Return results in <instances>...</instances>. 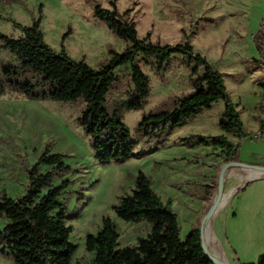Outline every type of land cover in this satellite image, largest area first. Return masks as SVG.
<instances>
[{
    "label": "rangeland",
    "instance_id": "374dc122",
    "mask_svg": "<svg viewBox=\"0 0 264 264\" xmlns=\"http://www.w3.org/2000/svg\"><path fill=\"white\" fill-rule=\"evenodd\" d=\"M112 1L135 22L139 37L149 32L151 40L161 44L189 40L195 51L224 73L227 92L246 132L242 138H229L239 144V161L263 164L264 56L257 47L256 34L264 28V0H0V33L19 37L22 31L14 21L31 25L39 19L51 48L64 49L73 59L98 68L110 58L111 50L121 52L128 44L94 15L97 4L111 9ZM8 61L17 63V58L0 40V64ZM139 63L150 78V93L142 107L121 106L133 88L128 65L115 70L117 80L107 94L106 105L111 109L120 106L123 121L139 140L135 151H143L123 162L97 159L90 136L78 120L85 107L82 99H36L12 88L0 95V195L14 199L24 195L29 172L40 156L44 152L61 154L63 166L44 162L39 172H54L52 187L68 182L61 199L70 213L77 214L67 222L73 228L70 241L76 246L72 264L92 260L93 254L85 249L86 237L97 234L106 217L119 233L120 247L135 246L150 232L147 221L127 222L114 209L121 197L131 194L140 172L177 214L181 238L194 227L201 228L217 193L219 171L226 162L223 151L212 145H189L183 138L222 133L223 100L171 132L139 137L136 126L144 114L170 107L175 97L192 90L191 73L182 55L172 57L164 71H157L153 62L139 59ZM258 131L262 134L256 138ZM239 171L238 165L228 167L224 203L209 218L216 237L206 238V243L211 254L229 264H255L264 255V203L255 214L245 204L252 196L264 201V179L252 180L234 191L238 178L232 173ZM6 223L0 218V230ZM0 264H13L2 254L1 246Z\"/></svg>",
    "mask_w": 264,
    "mask_h": 264
},
{
    "label": "trees",
    "instance_id": "16d2710c",
    "mask_svg": "<svg viewBox=\"0 0 264 264\" xmlns=\"http://www.w3.org/2000/svg\"><path fill=\"white\" fill-rule=\"evenodd\" d=\"M112 4L111 9L97 4L94 15L128 44L121 52L111 50L110 58L98 68L82 59H73L64 49L51 48L44 40L39 19L31 25L14 21V26L22 31L19 37L0 33L2 46L17 58V63L0 64V95L12 88L36 99H82L85 107L78 120L90 136L97 159L123 162L142 155L143 151H135L139 140L123 121L120 106L111 109L106 105L107 94L117 80L115 70L120 66L130 67L133 88L121 106L137 109L150 93V78L139 59L153 62L157 71H164L170 59L180 54L190 70L192 90L175 97L172 106L144 114L136 126L138 136L152 138L171 132L211 108L214 102L223 100L224 111L219 122L223 132L194 134L183 140L189 145L219 147L225 161H239V144L229 136L242 138L246 132L237 105L227 92L224 73L195 51L189 40L161 44L153 42L149 32L139 37L135 22L125 16L126 11L118 10L115 1ZM256 41L264 56L263 27L257 32ZM261 129H264V120ZM44 162H58L63 166L61 154L44 152L29 172L30 182L24 195L16 199L0 195V218L7 220L0 230L1 252L13 264H72L76 251L70 241L73 228L67 222L77 214L70 213L61 199L68 182L52 187L54 172H39ZM114 209L127 222L147 221L150 232L140 237L135 246L120 247L113 221L104 218L100 231L86 237L85 249L93 254L87 264H214L205 254L201 228L194 227L181 238L177 214L168 203L161 201L144 173L137 175L131 194L121 197ZM255 264H264V255Z\"/></svg>",
    "mask_w": 264,
    "mask_h": 264
},
{
    "label": "water",
    "instance_id": "95a60500",
    "mask_svg": "<svg viewBox=\"0 0 264 264\" xmlns=\"http://www.w3.org/2000/svg\"><path fill=\"white\" fill-rule=\"evenodd\" d=\"M232 164L238 165V166H241V167H259V168H263V170H264V165H253V164H248V163L241 162V161H226L221 166L220 171H219V175H218L217 193H216L214 199L212 200V202H211V204L209 206V209L206 212L205 217H204V219L202 221V224H201V238H202V241H203V248H204V251H205V254L207 255V257L214 264H229V263L226 262L224 259H221L219 256L213 255V254H211L208 251L206 238H205V220L207 218L212 217L217 212L218 207H220V203H221V201H222V199L224 197L223 189H224L225 175H226V173L228 171V167L230 165H232ZM254 179H256V178L247 180L244 183V185H246L247 182L252 181Z\"/></svg>",
    "mask_w": 264,
    "mask_h": 264
},
{
    "label": "crops",
    "instance_id": "0c3cea01",
    "mask_svg": "<svg viewBox=\"0 0 264 264\" xmlns=\"http://www.w3.org/2000/svg\"><path fill=\"white\" fill-rule=\"evenodd\" d=\"M242 170V172H236V173H232V175L236 178H238V182H236V184L234 185V191L237 190L239 187L243 186L244 183L249 180V179H253V178H256V179H264V177H253V178H246V172H243V171H246V169H243V168H239ZM242 177V178H241ZM255 180V179H254ZM239 184V185H238ZM243 184V185H242ZM264 203L263 199L260 198V196H252L251 198L247 199L246 200V206L250 207L251 208V211L252 213H257V208L261 207L262 204ZM212 230V229H211ZM213 232V231H212ZM216 237V236H215ZM214 237V234H213V239L215 238ZM206 238V236H205ZM217 240V238H216ZM218 241V240H217ZM219 243V242H218ZM217 256V255H216Z\"/></svg>",
    "mask_w": 264,
    "mask_h": 264
},
{
    "label": "bare ground",
    "instance_id": "6f19581e",
    "mask_svg": "<svg viewBox=\"0 0 264 264\" xmlns=\"http://www.w3.org/2000/svg\"><path fill=\"white\" fill-rule=\"evenodd\" d=\"M239 168H243V169H248L246 170V178H253V177H264V170L263 168H259V167H240ZM242 178V177H241ZM243 185V184H242ZM240 188V187H239ZM231 196V195H230ZM224 198L222 199L221 203H224ZM220 203V204H221ZM221 204V205H222ZM213 229V228H212ZM205 236L208 240H211L213 238V232L211 230V225H210V220L209 218H207L205 220Z\"/></svg>",
    "mask_w": 264,
    "mask_h": 264
},
{
    "label": "built area",
    "instance_id": "2783aa9c",
    "mask_svg": "<svg viewBox=\"0 0 264 264\" xmlns=\"http://www.w3.org/2000/svg\"><path fill=\"white\" fill-rule=\"evenodd\" d=\"M261 134H262L261 131H258L257 133L254 134V137L259 138Z\"/></svg>",
    "mask_w": 264,
    "mask_h": 264
}]
</instances>
